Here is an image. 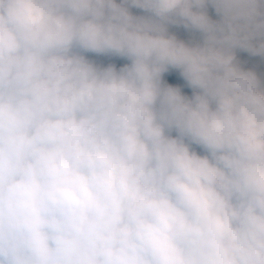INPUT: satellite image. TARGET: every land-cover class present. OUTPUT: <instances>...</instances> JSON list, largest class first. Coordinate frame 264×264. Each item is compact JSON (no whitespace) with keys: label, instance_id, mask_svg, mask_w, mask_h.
<instances>
[{"label":"clouds","instance_id":"1","mask_svg":"<svg viewBox=\"0 0 264 264\" xmlns=\"http://www.w3.org/2000/svg\"><path fill=\"white\" fill-rule=\"evenodd\" d=\"M264 0H0V264H264Z\"/></svg>","mask_w":264,"mask_h":264},{"label":"rangeland","instance_id":"2","mask_svg":"<svg viewBox=\"0 0 264 264\" xmlns=\"http://www.w3.org/2000/svg\"><path fill=\"white\" fill-rule=\"evenodd\" d=\"M257 71H259V72H264V66H260V67H258V68H257Z\"/></svg>","mask_w":264,"mask_h":264}]
</instances>
